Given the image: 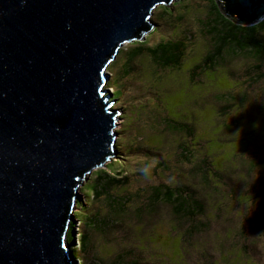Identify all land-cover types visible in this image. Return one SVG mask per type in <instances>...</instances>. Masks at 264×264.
<instances>
[{
  "label": "rangeland",
  "instance_id": "1",
  "mask_svg": "<svg viewBox=\"0 0 264 264\" xmlns=\"http://www.w3.org/2000/svg\"><path fill=\"white\" fill-rule=\"evenodd\" d=\"M206 13L202 0L154 9V28L141 40L147 46L190 36L177 70L156 68L146 54L124 63L127 49L137 42L125 45L108 68L109 85L120 89L112 104L120 109L115 128L120 151L103 169L116 176L121 159L129 181L111 191L117 200L93 201L87 209L101 217L91 235L103 264L134 259L141 264H264V78L254 80V63L233 54L192 80L194 66L210 49L202 24ZM260 67L258 74L264 75V62ZM166 117L191 124L192 141L170 132ZM204 155L217 175L204 174ZM84 184L87 195L90 186ZM161 184L190 188L204 203V213L185 221L173 218L160 202L150 204L151 188Z\"/></svg>",
  "mask_w": 264,
  "mask_h": 264
},
{
  "label": "water",
  "instance_id": "2",
  "mask_svg": "<svg viewBox=\"0 0 264 264\" xmlns=\"http://www.w3.org/2000/svg\"><path fill=\"white\" fill-rule=\"evenodd\" d=\"M177 1L0 0V264L72 263L80 187L116 155L108 67ZM214 1L264 20V0Z\"/></svg>",
  "mask_w": 264,
  "mask_h": 264
},
{
  "label": "trees",
  "instance_id": "3",
  "mask_svg": "<svg viewBox=\"0 0 264 264\" xmlns=\"http://www.w3.org/2000/svg\"><path fill=\"white\" fill-rule=\"evenodd\" d=\"M202 1L207 4V13L202 20V24L206 29L204 33L211 43L210 49H208L202 61L194 66L192 70V80L194 81L196 77L202 75L206 71H213L221 67L220 65L222 64L221 62H224V58L227 55L233 54L235 56L246 55L247 58L254 63L250 69L251 71H256L254 80L259 81L263 79V73H258H260L261 69L260 64L264 62V20L248 27L238 26L232 23L219 11L214 0ZM135 42H137L138 45L131 49H127L124 63L125 60L130 62L136 57L146 54L156 68L160 70H177L181 66L185 51L190 42V36L174 40H160L152 46H147L146 43L141 40ZM124 63H122L121 66ZM116 64L117 62L115 66ZM108 71L111 74L110 69ZM114 72L116 73L115 67ZM106 87L113 90L109 82ZM112 93L113 97L116 96V93L120 95L118 85L116 86V90H113ZM229 96V92L222 95V101L225 102V99H228ZM226 111V107H223L220 111V115H225ZM164 122L168 124V130H170V132L184 134L189 138L190 142L192 141L194 127L191 124L175 122L167 117L164 118ZM139 150L143 149L137 148V151ZM119 151L120 148L116 145V153ZM120 153H124V149H121ZM112 158L110 160H112ZM116 159H118V157H116ZM119 161L121 163L125 162L121 159ZM209 161V158L204 155V158L201 160V166L205 165L206 170H204V172L206 173H203L205 175H217V170L211 166ZM121 163L119 169L114 171L117 174L116 176L110 175V171L104 170L103 168L93 171L92 175L88 178L89 181L85 183L87 186H90V189L87 190V195L83 194L84 187L80 189V195L88 199L84 202H82L81 199L77 201L76 207L79 208V212L73 213V221L68 230L67 243L70 247L72 264H77V261L79 264H103V259L95 252L91 235V231L101 226V217L97 210L88 211L87 209L91 207L93 201L103 199L112 203L114 202L113 200H117V197H114L111 191L125 186L129 181L126 175L127 173L124 171L123 164ZM151 191L152 195L151 198H149V203L156 204L160 202L170 207L173 218L193 221L204 213V203L196 198L195 193L187 186H169L161 184L152 187ZM128 264H141V261L139 259H134Z\"/></svg>",
  "mask_w": 264,
  "mask_h": 264
},
{
  "label": "clouds",
  "instance_id": "4",
  "mask_svg": "<svg viewBox=\"0 0 264 264\" xmlns=\"http://www.w3.org/2000/svg\"><path fill=\"white\" fill-rule=\"evenodd\" d=\"M109 68V67H108ZM109 70V69H108ZM107 70V71H108ZM109 72V71H108ZM111 75V74H110ZM111 77V76H110ZM109 89V88H108ZM110 91H111V93L113 92V90L112 89H110ZM113 94V93H112ZM111 108H112V105H111ZM113 109H115V108H113ZM115 110H117V111H119V109H115ZM92 174V173H91ZM91 176V175H90ZM82 187H80V189H81ZM80 191V190H79ZM81 196V195H80ZM76 210V209H75ZM69 251H70V247H69ZM70 254H71V252H70ZM71 259H72V257H71ZM77 264H79V262L77 261Z\"/></svg>",
  "mask_w": 264,
  "mask_h": 264
}]
</instances>
